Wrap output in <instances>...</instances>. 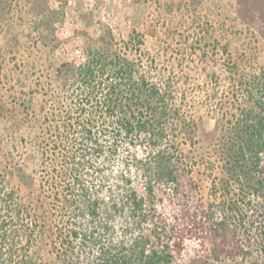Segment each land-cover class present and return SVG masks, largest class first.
I'll return each instance as SVG.
<instances>
[{"label": "trees", "instance_id": "obj_1", "mask_svg": "<svg viewBox=\"0 0 264 264\" xmlns=\"http://www.w3.org/2000/svg\"><path fill=\"white\" fill-rule=\"evenodd\" d=\"M67 2L0 0V264H186L189 242L192 264L264 257L256 47L106 26L56 63Z\"/></svg>", "mask_w": 264, "mask_h": 264}, {"label": "rangeland", "instance_id": "obj_2", "mask_svg": "<svg viewBox=\"0 0 264 264\" xmlns=\"http://www.w3.org/2000/svg\"><path fill=\"white\" fill-rule=\"evenodd\" d=\"M64 12V20L55 29L59 37L53 54L56 63L80 59L81 48L91 43L87 37L99 36L106 26L122 35L130 27L141 29L142 25L151 31L149 25L154 23L165 36H172L174 43L195 51L208 49L215 32H233L235 45L249 43L264 58V0H68ZM83 17H93L94 24L84 27ZM2 79L0 73V98L5 91ZM203 120L208 129L214 127V120L206 116ZM197 248L196 243H188L183 257L186 264L195 261ZM215 264H264V257Z\"/></svg>", "mask_w": 264, "mask_h": 264}]
</instances>
